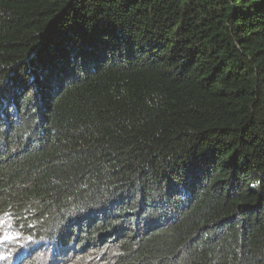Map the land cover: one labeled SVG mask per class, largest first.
I'll return each mask as SVG.
<instances>
[{
    "label": "trees",
    "instance_id": "obj_1",
    "mask_svg": "<svg viewBox=\"0 0 264 264\" xmlns=\"http://www.w3.org/2000/svg\"><path fill=\"white\" fill-rule=\"evenodd\" d=\"M4 214L11 264H264V0H0Z\"/></svg>",
    "mask_w": 264,
    "mask_h": 264
},
{
    "label": "rangeland",
    "instance_id": "obj_2",
    "mask_svg": "<svg viewBox=\"0 0 264 264\" xmlns=\"http://www.w3.org/2000/svg\"><path fill=\"white\" fill-rule=\"evenodd\" d=\"M23 228L17 221V217L9 215H0V264H11L16 262L13 257L15 246L23 240ZM27 240L29 236H26Z\"/></svg>",
    "mask_w": 264,
    "mask_h": 264
}]
</instances>
